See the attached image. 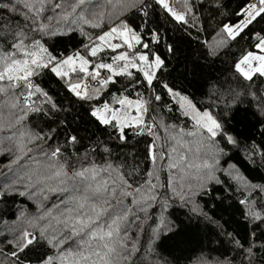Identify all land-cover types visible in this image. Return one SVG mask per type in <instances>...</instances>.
Segmentation results:
<instances>
[{
  "label": "snow or ice",
  "instance_id": "6c2138e0",
  "mask_svg": "<svg viewBox=\"0 0 264 264\" xmlns=\"http://www.w3.org/2000/svg\"><path fill=\"white\" fill-rule=\"evenodd\" d=\"M205 3L215 27L194 79L199 60L239 39L252 44L197 99L165 79L160 32L206 31ZM74 36L71 52L49 44ZM48 73L109 140L143 143V158L76 130L61 141L63 105L43 86ZM241 151L245 167H264V0H0V199L23 201L4 222L0 264H161L152 257L165 241L176 250L186 242L169 207L211 220L197 197L213 185L233 194L251 225L247 239L228 233L238 264H258L257 252L264 264V183L228 163Z\"/></svg>",
  "mask_w": 264,
  "mask_h": 264
},
{
  "label": "trees",
  "instance_id": "16d2710c",
  "mask_svg": "<svg viewBox=\"0 0 264 264\" xmlns=\"http://www.w3.org/2000/svg\"><path fill=\"white\" fill-rule=\"evenodd\" d=\"M201 2L203 3L204 0H201ZM207 7L208 5L205 3V8L201 9L205 16L201 26L206 31L197 33L196 28L190 31L178 28L174 31L170 25L165 24L164 29H161L160 32L161 43L159 51L167 62L168 70V75L165 79L178 88H184L187 92L194 94L197 99L200 98L202 92L207 91L210 82L223 80L228 72L231 60L235 58L233 54L239 56L241 49H247L252 44L250 40L245 43L244 39H239L230 51H222L218 58L212 57L207 61L199 60L198 63L203 66V70L199 73V78L194 79L192 64L197 61V57L206 55V49L201 42L212 39L210 33L213 32L215 27L214 24L209 23V12L205 11ZM216 17L217 20L220 19L219 13H216ZM130 20L134 24L141 23L139 16L130 17ZM79 40L78 36H74L72 39L60 37L50 40L49 44L53 46L57 53L61 51L71 52L79 47ZM165 41L173 45V53H166ZM41 79L43 86L46 89H50L51 94L56 97L58 103L63 105L60 118L65 121V125L61 132V141L63 140L64 132L76 130L81 136L91 135L93 141H107L116 154L135 151L138 159L143 158V143L133 146L130 140L129 146L121 148L118 140L108 139L109 131L107 129L98 128L88 123V117L84 111L85 106L76 102L75 98L67 93L51 73L46 74ZM116 88H119V84L116 85ZM113 91H115V88ZM165 100H167V97H165ZM236 126L237 128L241 127L239 124ZM85 129H87V132L84 131ZM258 130L259 126L257 125ZM255 139L259 141L261 137L256 135ZM83 143L88 146L90 141L85 139ZM242 156L243 153L241 151L233 156L228 163H237L251 182L264 183V167L259 166V164H248L245 167L241 164ZM0 163H6V160H0ZM228 163L222 162V166L227 167ZM0 171L4 170L0 169ZM2 179L3 177L0 176V180ZM212 187L216 190L208 195L197 197V202L204 212L211 217V220L204 216L191 215L187 208L180 207L178 203L170 206L169 212L171 215L169 219L180 227L181 234L186 242L180 250H176L172 247L171 242L165 241L157 249L158 257H152V259H159L161 264H163L164 260L174 261V264H224L225 261H232V258L236 257L232 264H238L240 257L234 250L228 233H233L234 236L238 234L239 238L247 239L250 236L251 225L242 218L238 210L239 206L235 205V197L231 192L224 191L223 186L213 185ZM221 196L224 197L223 203L218 199ZM22 203V198L15 196L0 199V238H3L6 234L4 222L11 223V221L15 220L17 208ZM29 210L34 211V206L29 205ZM261 242V240H256L257 245ZM0 247H3V245H0ZM260 256L261 253L257 252L258 264Z\"/></svg>",
  "mask_w": 264,
  "mask_h": 264
},
{
  "label": "rangeland",
  "instance_id": "374dc122",
  "mask_svg": "<svg viewBox=\"0 0 264 264\" xmlns=\"http://www.w3.org/2000/svg\"><path fill=\"white\" fill-rule=\"evenodd\" d=\"M89 83H91V81L89 80Z\"/></svg>",
  "mask_w": 264,
  "mask_h": 264
}]
</instances>
